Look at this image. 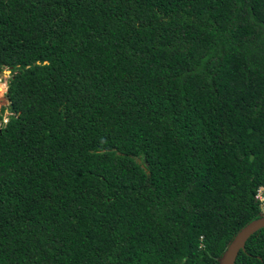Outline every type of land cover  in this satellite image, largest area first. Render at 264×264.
Segmentation results:
<instances>
[{"label": "trees", "instance_id": "1", "mask_svg": "<svg viewBox=\"0 0 264 264\" xmlns=\"http://www.w3.org/2000/svg\"><path fill=\"white\" fill-rule=\"evenodd\" d=\"M7 69L0 264H218L264 213V0H0Z\"/></svg>", "mask_w": 264, "mask_h": 264}, {"label": "water", "instance_id": "2", "mask_svg": "<svg viewBox=\"0 0 264 264\" xmlns=\"http://www.w3.org/2000/svg\"><path fill=\"white\" fill-rule=\"evenodd\" d=\"M3 72L10 74L11 69L4 70ZM8 104L9 101L6 95L4 94L2 96V101L0 102V105L7 106ZM262 228H264V213L260 217L252 220L251 222L246 224L242 229H240V231L234 236L232 241L227 246L226 250L218 259V264H235L238 254L240 250H244L248 238Z\"/></svg>", "mask_w": 264, "mask_h": 264}, {"label": "rangeland", "instance_id": "3", "mask_svg": "<svg viewBox=\"0 0 264 264\" xmlns=\"http://www.w3.org/2000/svg\"><path fill=\"white\" fill-rule=\"evenodd\" d=\"M10 76V74L7 73H0V102L2 101V96L5 94V90H7V80L8 77ZM2 105H0V109H1ZM8 115V111H5V116ZM5 120L7 121L8 119L5 118Z\"/></svg>", "mask_w": 264, "mask_h": 264}, {"label": "built area", "instance_id": "4", "mask_svg": "<svg viewBox=\"0 0 264 264\" xmlns=\"http://www.w3.org/2000/svg\"><path fill=\"white\" fill-rule=\"evenodd\" d=\"M257 199H259L262 204L264 203V187H261L256 195Z\"/></svg>", "mask_w": 264, "mask_h": 264}, {"label": "clouds", "instance_id": "5", "mask_svg": "<svg viewBox=\"0 0 264 264\" xmlns=\"http://www.w3.org/2000/svg\"><path fill=\"white\" fill-rule=\"evenodd\" d=\"M6 121V120H5Z\"/></svg>", "mask_w": 264, "mask_h": 264}]
</instances>
